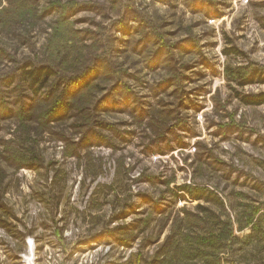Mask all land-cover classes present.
<instances>
[{
  "label": "rangeland",
  "instance_id": "374dc122",
  "mask_svg": "<svg viewBox=\"0 0 264 264\" xmlns=\"http://www.w3.org/2000/svg\"><path fill=\"white\" fill-rule=\"evenodd\" d=\"M11 1L0 264H264V105L242 102L264 94V0ZM92 57L109 71L54 122L50 98L22 110L30 90L7 85L28 61L63 77ZM117 78L127 90L110 104H133L95 109ZM86 129L106 142H84Z\"/></svg>",
  "mask_w": 264,
  "mask_h": 264
},
{
  "label": "trees",
  "instance_id": "16d2710c",
  "mask_svg": "<svg viewBox=\"0 0 264 264\" xmlns=\"http://www.w3.org/2000/svg\"><path fill=\"white\" fill-rule=\"evenodd\" d=\"M29 3V0H13L10 2L12 8L19 9L21 7H26ZM71 14L75 13L77 10L76 5L70 8ZM66 12V10H65ZM129 19H126L125 21L128 22ZM126 22H122V25L126 26ZM126 28V27H125ZM126 32V31H123ZM145 46V45H144ZM159 53H163V48L160 49ZM1 51V47H0ZM103 59L98 57H92L89 59L85 66H83L74 76H63L59 75L53 67H51L48 64H35L33 62H26L23 64V68H21V71L14 75H10L9 78H6L8 80V87L13 86L17 81L23 82L24 86H27L31 92V96L29 97V100L27 103H23L21 108L22 110H27L28 108H32V102L36 99H40L41 96H47V98H50L52 100L48 106V110L44 113L45 114V120L46 123L54 122L51 118L52 116L60 115L63 110H65L68 107H72L74 105H77L81 103L82 99L85 97V93L93 89V84H91V77L96 75L97 73H101L104 75L106 67H103L104 61ZM161 62V61H160ZM153 63L158 64L157 61H153ZM115 82V89L114 92L108 93L107 95L101 97L100 100H97L95 102L94 108L99 111H107L106 106H112L113 108H116V106H122L127 109L130 104L132 105V100L129 98H126L125 101L122 102H116L114 104H110L111 100L113 99L112 96L114 95H121L123 90H127L124 83H122V80L120 78H117L114 80ZM53 83V84H52ZM64 85L63 87L61 85ZM60 88L62 89L63 93H59ZM93 86V87H92ZM70 87V90H69ZM124 102V103H123ZM242 102L245 105H252V106H260L264 105V94L257 95L254 97L246 96L242 99ZM26 104H28L26 106ZM34 108V107H33ZM33 112V111H31ZM86 139H83L87 141H96L97 143H105L107 140V136L103 135L102 133H99L97 131H89V129H86L85 131ZM178 197L181 199L187 198V196H191L194 199H196V195L200 197H206L205 194H208L205 192L203 188H192L191 190H187V187H181L178 191ZM196 194V195H195ZM209 195V194H208ZM207 195V197H208ZM197 198V200L201 198ZM210 200L209 198H206Z\"/></svg>",
  "mask_w": 264,
  "mask_h": 264
}]
</instances>
